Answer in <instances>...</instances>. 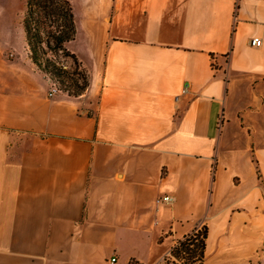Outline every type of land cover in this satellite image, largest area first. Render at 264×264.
Wrapping results in <instances>:
<instances>
[{
  "label": "crops",
  "instance_id": "obj_1",
  "mask_svg": "<svg viewBox=\"0 0 264 264\" xmlns=\"http://www.w3.org/2000/svg\"><path fill=\"white\" fill-rule=\"evenodd\" d=\"M71 1L80 96L0 24V264H160L198 226L203 264H264V0Z\"/></svg>",
  "mask_w": 264,
  "mask_h": 264
},
{
  "label": "trees",
  "instance_id": "obj_2",
  "mask_svg": "<svg viewBox=\"0 0 264 264\" xmlns=\"http://www.w3.org/2000/svg\"><path fill=\"white\" fill-rule=\"evenodd\" d=\"M30 57L70 96H80L89 87L90 74L68 44L78 34L71 0H26L23 17ZM208 229L198 226L179 240L170 256L180 264H203Z\"/></svg>",
  "mask_w": 264,
  "mask_h": 264
},
{
  "label": "rangeland",
  "instance_id": "obj_3",
  "mask_svg": "<svg viewBox=\"0 0 264 264\" xmlns=\"http://www.w3.org/2000/svg\"><path fill=\"white\" fill-rule=\"evenodd\" d=\"M14 1H15V4L14 3L13 4L16 8V12L14 13V16L11 17L9 14H6V15H3V17H0V24H3L4 26H6L7 30H10L11 28H12V30L13 29L15 30L16 25H19V23H21V21H23V16H24L23 11L26 8V0H14ZM73 2H75V6L80 11L81 6L79 3V0H73ZM18 12H19V15L16 17ZM74 44L75 43H72L71 48H74V46H75ZM13 53L14 52H12V51H10L8 53V56L10 59L16 57V55ZM47 77L52 81V83H55L54 80L49 75H47ZM58 87H60V86L58 85ZM60 91H62V90L60 89ZM160 264H180V262L176 261L175 259H172L171 256L168 255L163 261H161Z\"/></svg>",
  "mask_w": 264,
  "mask_h": 264
},
{
  "label": "built area",
  "instance_id": "obj_4",
  "mask_svg": "<svg viewBox=\"0 0 264 264\" xmlns=\"http://www.w3.org/2000/svg\"><path fill=\"white\" fill-rule=\"evenodd\" d=\"M261 44H262V39H261V38H259V37H253V38L251 39V45H252V46H260ZM59 91H60V88L58 87V85H57L56 83H53L50 94L53 95V94H55V93H57V92H59ZM171 199H172L171 196H169V195H164V196L160 199V201H162V202H164V203H165V202L169 203V202L171 201ZM116 261H117L116 257H113V258L111 259V263H112V264H114Z\"/></svg>",
  "mask_w": 264,
  "mask_h": 264
}]
</instances>
